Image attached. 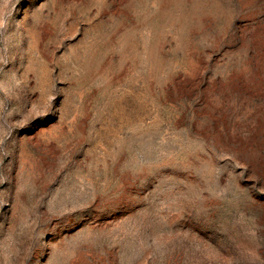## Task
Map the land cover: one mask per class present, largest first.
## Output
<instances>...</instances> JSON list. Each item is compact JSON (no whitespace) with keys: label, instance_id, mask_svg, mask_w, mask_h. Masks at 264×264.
Wrapping results in <instances>:
<instances>
[{"label":"rangeland","instance_id":"1","mask_svg":"<svg viewBox=\"0 0 264 264\" xmlns=\"http://www.w3.org/2000/svg\"><path fill=\"white\" fill-rule=\"evenodd\" d=\"M0 264H264V0H0Z\"/></svg>","mask_w":264,"mask_h":264}]
</instances>
